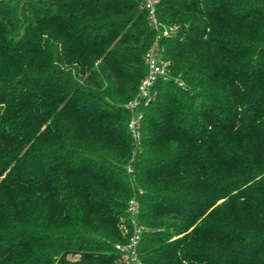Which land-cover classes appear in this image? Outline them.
<instances>
[{"label":"trees","instance_id":"trees-1","mask_svg":"<svg viewBox=\"0 0 264 264\" xmlns=\"http://www.w3.org/2000/svg\"><path fill=\"white\" fill-rule=\"evenodd\" d=\"M155 12L135 141L143 0H0V264H127L131 198L143 264H264V0Z\"/></svg>","mask_w":264,"mask_h":264},{"label":"built area","instance_id":"built-area-1","mask_svg":"<svg viewBox=\"0 0 264 264\" xmlns=\"http://www.w3.org/2000/svg\"><path fill=\"white\" fill-rule=\"evenodd\" d=\"M156 0H143V5L147 9L148 21L156 32L153 43L143 55V60L146 65V74L141 79L136 95L125 103V108L131 112V117L128 122V129L131 132L133 139L136 141L139 137L138 125L141 114L139 108L151 102L155 96L154 86L159 79L167 77L166 65L162 59V54L158 50L159 40L161 37L169 36L168 30L162 26L155 12ZM138 204L134 198L128 200L126 206V220L130 225V233L127 243L117 244L115 246L123 256L126 257L127 264H143L137 256V245L140 240L141 226L138 219ZM129 227L124 228V232H129Z\"/></svg>","mask_w":264,"mask_h":264},{"label":"rangeland","instance_id":"rangeland-1","mask_svg":"<svg viewBox=\"0 0 264 264\" xmlns=\"http://www.w3.org/2000/svg\"><path fill=\"white\" fill-rule=\"evenodd\" d=\"M69 258H70V259H74L73 256H69ZM122 262H123L122 259H118L116 263H117V264H121ZM133 264H135V263H133Z\"/></svg>","mask_w":264,"mask_h":264}]
</instances>
